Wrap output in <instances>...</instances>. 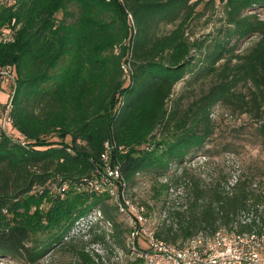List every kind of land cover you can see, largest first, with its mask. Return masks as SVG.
<instances>
[{"label":"trees","instance_id":"1","mask_svg":"<svg viewBox=\"0 0 264 264\" xmlns=\"http://www.w3.org/2000/svg\"><path fill=\"white\" fill-rule=\"evenodd\" d=\"M205 1L15 0L0 7V30L14 20L22 25L15 43L0 46V67H11L17 82L16 137L0 140V259L37 264L59 248L73 264H104L79 243L85 228L91 244L109 237L125 248L131 229H120L123 214L85 185L108 141L127 189L140 175L153 178L151 199L165 217L158 241L178 245L220 230L264 235V182L245 172L234 179L218 165L240 156V137L219 138L214 118L217 109L249 116L256 125L242 135L264 146V0H224L219 37L191 42L186 27ZM170 25L176 28L159 33ZM188 76V87L213 82L188 103L183 94L172 99Z\"/></svg>","mask_w":264,"mask_h":264},{"label":"built area","instance_id":"2","mask_svg":"<svg viewBox=\"0 0 264 264\" xmlns=\"http://www.w3.org/2000/svg\"><path fill=\"white\" fill-rule=\"evenodd\" d=\"M0 0V5L3 4ZM14 5L15 0H10ZM21 23L15 20L9 26L0 30V46L16 42ZM129 68H125V79H129ZM10 85L7 101L0 108V140L3 135L15 139L11 111L17 88L16 77L11 67H0V92ZM7 87V88H6ZM1 103V102H0ZM2 104V103H1ZM25 145L22 138H18ZM115 143L106 142L101 155V168L86 181L87 190L97 194H107L111 197L120 212L128 218L131 234L128 247L136 259L142 264H264V235L236 234L220 230L214 235L199 234L181 245H171L158 241L149 223L151 215H146L145 207L134 204L126 197L127 183L122 177L119 164H114L113 153ZM56 191L67 189L55 187ZM99 214L93 221L99 222ZM78 232V229L74 231ZM111 233V231H109ZM144 237L146 249L141 246V236ZM93 252V251H92Z\"/></svg>","mask_w":264,"mask_h":264},{"label":"rangeland","instance_id":"3","mask_svg":"<svg viewBox=\"0 0 264 264\" xmlns=\"http://www.w3.org/2000/svg\"><path fill=\"white\" fill-rule=\"evenodd\" d=\"M3 4L0 5H11L10 0H3ZM224 0H206L203 2L197 9L189 21L186 27V37L192 42L195 40H207V43L214 41L219 37V31L222 25V18L224 16L223 10ZM176 28V25L163 26L160 28V34H168L170 31ZM247 47V45L240 47L238 53ZM192 55H197L198 53H192ZM191 78L188 76L186 80L179 82L174 88V93L172 99L177 98L179 95H184V102L188 103L193 99L197 98L203 90H205L209 85L212 84L213 79L202 80L195 84H192L188 87L187 82ZM7 88V87H6ZM10 85L4 92H0V108H3L4 103L7 101L8 91ZM215 120H218L217 134L218 137L225 136H239L237 146L235 147L239 151V157H229L225 158V162H221L218 165L226 166L230 176L237 177L242 172H245L246 175H253L255 177V182H264V146L261 145L257 140L249 139L246 135L242 133H249L252 131V127L256 123L247 115H231L223 112L221 109H217L214 113ZM13 135L16 134L15 129L12 130ZM223 141V140H222ZM220 141V142H222ZM223 144H220V147ZM204 159V158H203ZM203 159L191 163L192 167L200 166ZM205 168H202V172L205 171ZM209 173V170H206L205 173ZM206 173V174H207ZM233 180V179H232ZM153 178L150 176H138L135 183L127 189L126 197L132 201L134 204L139 206L149 204L152 207L151 222L149 223L150 230L156 232L159 227V224L164 220V215L162 213V204L157 203L151 199V186ZM57 193L56 188L49 190V195H55ZM178 196H172L171 203ZM174 199V200H173ZM183 199H177L174 201L175 205L182 204ZM111 205L114 204L113 201L110 202ZM146 206V205H145ZM38 206H33L29 214H32ZM48 208V200L45 199L43 203L39 206L40 210H46ZM89 223L84 222V224ZM117 223L121 230L130 229V224L128 218L124 215H118ZM103 231L102 226L95 229L97 234H101ZM226 231V230H223ZM107 233V232H106ZM113 234V232L111 233ZM110 234V235H111ZM109 235V236H110ZM79 243L86 242L88 251H93L102 257H104V264H130L133 263L136 259L135 255L131 253V250L128 247L129 237L128 234H125V248H120L116 245L113 240H110L109 237L106 238V244H91L92 234H88L81 229L79 236L77 237ZM141 246L143 250L146 249V244L144 243V237L141 236L140 239ZM181 241H178V245H181ZM71 256L65 254L59 248L52 250L44 259H42L37 264H73ZM0 264H26L22 261H13L9 259H0Z\"/></svg>","mask_w":264,"mask_h":264}]
</instances>
